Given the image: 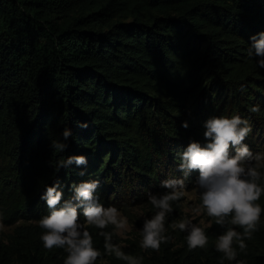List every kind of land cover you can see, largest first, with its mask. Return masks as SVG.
<instances>
[{"label": "trees", "instance_id": "1", "mask_svg": "<svg viewBox=\"0 0 264 264\" xmlns=\"http://www.w3.org/2000/svg\"><path fill=\"white\" fill-rule=\"evenodd\" d=\"M260 33L264 0H0V214L6 225L30 222L0 240V264H64L65 249L48 250L41 240L39 221L51 211L41 199L47 187L60 183L59 210L80 204L74 186L98 181L93 196L107 209L118 192L164 182L167 172L191 174L198 169H181L182 154L192 142H210L204 125L211 118L248 122L251 131L230 156L247 146L246 167L261 157L264 188V68L249 56ZM59 143L66 149L53 146ZM71 156L87 164L60 168ZM256 203L264 210V193ZM77 211L82 225L84 208ZM215 219L205 247L189 249L167 217L168 239L152 252L154 263L264 264V224L244 251L237 242L230 261L217 239L243 229L231 216L222 226ZM175 237L182 246L168 242ZM92 240L107 254L104 241Z\"/></svg>", "mask_w": 264, "mask_h": 264}, {"label": "clouds", "instance_id": "2", "mask_svg": "<svg viewBox=\"0 0 264 264\" xmlns=\"http://www.w3.org/2000/svg\"><path fill=\"white\" fill-rule=\"evenodd\" d=\"M252 44L249 48V56L253 54L260 57L257 61L261 68H264V33L251 37ZM255 50L253 53L252 50ZM252 112L259 111V105L251 108ZM244 125V127H241ZM207 129L205 138L210 141L205 147L199 143L192 142L187 150L182 154L183 163L181 169H198L200 176L198 180L202 201L201 207L206 210L209 217L216 218V224L224 225L225 219L231 216V225L243 229V233L237 232L234 228L228 230L218 237L216 243L217 251L224 254L228 260H235L237 251L234 243L238 242L239 249H246L245 239H251L252 233L259 223L262 208L256 201L264 193L258 181L261 178L257 170L260 166L261 157H256L258 164L255 167H246L242 161L246 157H251V152L247 146L237 149L236 156H230V146L239 145L251 131L248 122L240 116L234 115L231 118L220 117L211 118L205 123ZM87 127V125H83ZM183 127L187 128V122ZM64 140L71 137V131L66 129L63 132ZM55 148L65 150L67 145L63 143L54 144ZM86 165L85 156H71L67 160L59 161L60 168H67L69 165ZM83 175V173H81ZM99 182H84L79 187L74 186L76 196L79 201L78 206H73L71 201L57 210V205L61 203L63 192L57 191L60 183L54 187H47L45 195L41 199L45 200L50 214L44 216L39 221V226L44 229L41 235L44 248H63L68 253L64 264H95L101 253L93 247L92 235L88 231V226H95L98 229H105L113 225L117 230L127 228V218L121 215L119 210L110 206L107 209L97 202L93 196ZM164 187L172 191L161 198L150 197V203L159 209L150 220H146L143 228L142 247L159 251L161 243L167 242L165 232L166 214L172 211L170 202L180 199L184 194V182L182 180H169L164 182ZM77 207L84 208V218L86 223H78L79 214ZM200 211L199 208L196 209ZM191 224V231L187 235L189 249L203 248L208 242L204 230L188 220H181L172 224L173 229L186 231ZM84 231L81 232L80 229ZM106 238L105 248L109 253H115L117 258L129 261V264H138V261L120 251L118 246H113L107 241L111 240V234L101 233ZM239 264H244L240 261Z\"/></svg>", "mask_w": 264, "mask_h": 264}, {"label": "rangeland", "instance_id": "3", "mask_svg": "<svg viewBox=\"0 0 264 264\" xmlns=\"http://www.w3.org/2000/svg\"><path fill=\"white\" fill-rule=\"evenodd\" d=\"M160 141H165L166 144L168 143V140L164 138ZM158 145L160 147V142ZM234 149L235 148L233 146H230L229 154L234 151ZM111 175L115 177V174ZM111 175L108 178L109 180L112 179ZM175 175L180 176V174L167 172L164 182L169 180H182L184 182L183 190L185 194L180 199L170 202L172 211L166 215L165 219H167V217L172 218L173 221L171 224L181 220H188L201 227L204 230V233H206L208 229L212 227L214 220L213 217H209L206 210L201 207L202 201L200 199V195L198 194V180L200 176L199 170L193 171L191 174H183L179 178H173ZM138 178L140 177L135 178V183L141 179ZM162 180L163 178L161 177L158 182L150 184L148 188H140L138 186L136 188H128L120 193L118 192L117 196L115 195V200H113L112 206L116 207L121 215L127 218V228L124 230H117L113 225H109L105 229H98L94 226V234L92 237H96L97 241H104L106 243V238L101 233H109L111 234V240L107 242L113 246H118L120 251H122L125 256L135 258L138 261V264H155L154 260H152V252L155 250L151 248L145 249L141 245L145 221L152 219V217L156 214L154 209L151 208L149 198H157L158 196H163L172 191L171 189L163 186L164 182ZM118 183L119 181L115 179V188L118 186ZM160 186H162L165 190L157 192V189ZM112 190L113 192L117 191V189ZM197 208L200 209L199 212L196 211ZM28 224H30V222L20 220L14 225H6L0 214V240L9 241V237L13 234L16 227ZM258 224H264L263 213H261ZM190 231L191 224L186 231L182 232L188 235ZM168 242L176 247L182 246V241L178 237H175ZM236 245L237 242L234 243V247ZM100 253L101 256L97 259L95 264H129L128 260L117 258L114 252H107V254L102 252Z\"/></svg>", "mask_w": 264, "mask_h": 264}]
</instances>
